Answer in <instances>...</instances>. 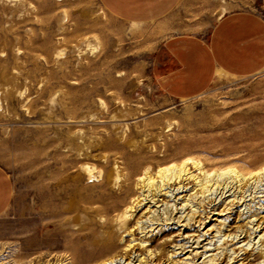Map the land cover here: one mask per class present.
<instances>
[{
	"label": "rangeland",
	"instance_id": "1",
	"mask_svg": "<svg viewBox=\"0 0 264 264\" xmlns=\"http://www.w3.org/2000/svg\"><path fill=\"white\" fill-rule=\"evenodd\" d=\"M240 10L264 16L260 0H180L145 24L116 19L97 0H0V165L13 184L0 215V264H61L69 244L55 235L85 233L66 223L69 198L90 188L98 203L102 189V201L126 199L118 186L146 165L190 156L206 170L248 173L264 164V69L247 78L218 74L186 100L155 83L168 35H206ZM114 169L121 176L111 186L104 175ZM263 175L193 199L194 213L183 206L186 192L174 189L168 207L133 211L130 226L154 218L153 230L119 236L121 257L87 254L72 263L137 264L141 256L144 264H261ZM164 211L173 218L165 225Z\"/></svg>",
	"mask_w": 264,
	"mask_h": 264
},
{
	"label": "bare ground",
	"instance_id": "2",
	"mask_svg": "<svg viewBox=\"0 0 264 264\" xmlns=\"http://www.w3.org/2000/svg\"><path fill=\"white\" fill-rule=\"evenodd\" d=\"M88 170L90 172L89 178L94 180L90 168ZM262 174H264V164L261 165L260 168L248 173L240 172L234 167L206 170L205 163L199 158L186 156L180 160H172L157 167L146 165L140 171L132 173V176L129 178L131 180L133 178L131 184L125 183V185L123 181L122 183L124 185L120 184L118 186L120 188H118L119 193L117 194H126V199L110 200L106 198L102 201L101 199L103 196L107 195V190L102 189L99 191V196L97 197L101 200H99L98 203L96 200H92V189L86 188L84 190V195L81 196L79 194L80 196L69 198L67 201L64 210L66 212L64 213L71 215L70 217H66V219L65 216H60L58 213V215H56L58 219H60V217L66 219V223L69 224L70 227H79L81 231H85L84 234L74 232L77 234L73 233L63 236L62 233H57L55 235L56 238L54 241L64 240V242L69 244V247L66 248L67 253L65 254L67 257L62 260L61 264H73L72 261L81 262V258L87 254L91 255V257L110 256L108 257L110 263L114 259L121 257L122 255H119V251H117L118 243L121 241L119 236L122 237V235L124 236V234L130 233L133 229L132 227H135V230L138 229L143 235L153 230H149L151 229L149 227L153 223L152 221H154V218L150 220L147 226L144 225L143 221H138L134 226H130L131 218L133 219V211H136L135 209L139 208L141 205L145 207L148 205L146 210L151 207L159 208L162 205L168 207L169 201L167 199L169 198L171 202L173 201L170 197L174 189H181L180 192H186V194L181 197L182 201L185 203L183 206L188 205L191 209L190 211L194 213L195 209H192L194 207L192 205L193 199L205 198L211 191L222 186L224 187L225 185L227 186L229 183L237 184V186H241L243 183L247 182L249 184L252 180H259ZM120 176V171L114 169L110 172H106L104 178L108 185L110 184L109 182H112L110 185L114 186L117 183L116 180L120 178ZM101 179H103V176H101ZM97 181L100 182L101 180ZM189 183H191V186L187 188ZM134 190H136V192H134ZM154 211H152V213H155ZM167 212L168 211H164L165 216L163 217V225H165L168 220L173 219ZM206 218H208V216ZM156 220L159 221L160 216ZM182 220L185 221L183 225L189 226L191 223L190 217L183 218ZM62 231L64 230L62 229ZM144 243L146 242L141 241L140 245ZM129 247L130 245H124L120 250V254L124 256L128 254L127 251ZM260 257L262 258L260 259L263 260L261 264H264V250L260 252ZM213 260V257L209 259V261ZM144 261V257L141 256L136 260L137 264H144ZM53 264L59 263L56 262Z\"/></svg>",
	"mask_w": 264,
	"mask_h": 264
},
{
	"label": "crops",
	"instance_id": "3",
	"mask_svg": "<svg viewBox=\"0 0 264 264\" xmlns=\"http://www.w3.org/2000/svg\"><path fill=\"white\" fill-rule=\"evenodd\" d=\"M114 18L145 24L169 15L180 0H97ZM264 13V0H260ZM157 88L175 100L202 95L218 74L247 78L264 69V16L233 11L219 17L206 35L170 34L162 42ZM13 195L12 180L0 165V215Z\"/></svg>",
	"mask_w": 264,
	"mask_h": 264
}]
</instances>
